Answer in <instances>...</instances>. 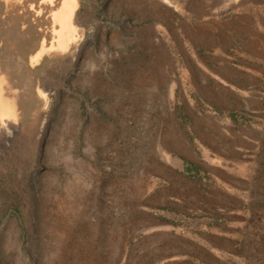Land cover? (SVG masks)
Listing matches in <instances>:
<instances>
[{
	"label": "rangeland",
	"instance_id": "rangeland-1",
	"mask_svg": "<svg viewBox=\"0 0 264 264\" xmlns=\"http://www.w3.org/2000/svg\"><path fill=\"white\" fill-rule=\"evenodd\" d=\"M40 1L10 12L43 17L3 62L0 264H264V0H80L85 44L32 68Z\"/></svg>",
	"mask_w": 264,
	"mask_h": 264
},
{
	"label": "bare ground",
	"instance_id": "bare-ground-1",
	"mask_svg": "<svg viewBox=\"0 0 264 264\" xmlns=\"http://www.w3.org/2000/svg\"><path fill=\"white\" fill-rule=\"evenodd\" d=\"M6 1L9 2V0ZM80 7V0H65L60 11L53 16L54 24L60 26L59 30H56V28H53L52 30L53 34L56 36V44L52 45L50 49H47L45 48L44 42L42 48L31 57V64L33 66L40 64L45 55H55L60 53L66 55L70 52L72 47L81 49L85 44L90 33L89 30H87V26L84 25V23L82 24L78 19ZM31 10H34V6H31ZM41 15L42 11L36 12L37 17H40ZM0 72H2L1 67ZM6 85L7 80L0 73V132H2V134H7L9 137H15L19 132V109L16 99L7 96V94L11 95V92L7 90ZM38 92L43 94L41 89H39ZM46 93L44 94L45 97L47 95Z\"/></svg>",
	"mask_w": 264,
	"mask_h": 264
},
{
	"label": "flooded vegetation",
	"instance_id": "flooded-vegetation-1",
	"mask_svg": "<svg viewBox=\"0 0 264 264\" xmlns=\"http://www.w3.org/2000/svg\"><path fill=\"white\" fill-rule=\"evenodd\" d=\"M52 1V2H51ZM55 1L56 0H41L40 1V5H48V6H54L55 5ZM13 2H14V0H13ZM64 2H65V0L63 1V3L61 4V6L56 10V11H52L51 12V19H52V24H53V26L55 25L54 24V19H53V16H54V14H56V13H58L59 11H60V9L62 8V6H63V4H64ZM21 0H17V2L15 3V5H13V8L11 9V11H13V12H15V11H17L18 10V6L19 5H21ZM31 6H34V4H31L30 5V7H29V10L27 11V12H25L24 10H22V11H20L19 12V14H18V16H22V18L23 19H26V14H31V13H33L34 12V14H35V16H36V12H40V11H42V9H38L37 8V6H34V10H31ZM81 8H82V3H81V7H80V9H79V11L81 10ZM11 11H9V16H8V21H9V43H8V45H9V57H11V59L13 58V54L16 56V55H22L23 56V51L24 50H22V47H21V44L22 43H25V42H28V41H30V40H33V39H36L37 37H35V35H33V33L35 32V30L37 29V27H39V23L41 22V19H42V17H43V11H42V15L40 16V17H36L37 19L36 20H33V26L32 27H27V25H26V23H22V26H20L19 24H15V23H13V20H12V18H15V17H13L11 14H10V12ZM78 14H79V12H78ZM12 22V23H11ZM18 25L21 27V29L22 30H24V33L27 35V37H26V39L25 40H21L16 34H15V32L14 31H16L17 29H18ZM53 26H52V28H53ZM56 30H59L60 29V26L59 25H56ZM53 30V29H52ZM52 30H51V33H52ZM41 32L43 31L42 29L40 30ZM35 34V33H34ZM52 41L50 42V44H47L48 43V41H47V39H46V37L44 38H42L41 39V41H40V46H39V48H38V50L35 52V53H33L31 56H30V58H29V65H30V67H32V68H35V67H37V66H39L40 64H38V65H36V66H33L32 64H31V57L32 56H34L38 51H39V49H41L42 48V46L44 45V42H45V48H47V49H50V47L52 46V45H54V44H56V36L52 33ZM72 51V49L70 50V52ZM69 52V53H70ZM54 54H52V55H45L44 57H43V60L46 58V57H50V58H54V56H53ZM56 57V56H55ZM42 60V61H43ZM41 61V62H42ZM7 64V63H6ZM9 66H10V64H9Z\"/></svg>",
	"mask_w": 264,
	"mask_h": 264
},
{
	"label": "crops",
	"instance_id": "crops-1",
	"mask_svg": "<svg viewBox=\"0 0 264 264\" xmlns=\"http://www.w3.org/2000/svg\"><path fill=\"white\" fill-rule=\"evenodd\" d=\"M17 2V0H9V2H7L6 0H0V67L2 68V72L1 75L4 76L7 80V90H9L11 92V95H15L16 94V90L13 88V84L12 83V78H10V75L7 73V71L5 70V65L3 64V62L5 60H10L11 57H9V21H8V16H9V11H11V9L13 8V5H15V3ZM202 2L204 3V9L211 12V11H227L230 9H234L236 8V6H241L244 3L252 5L251 0H202ZM260 3H257V6L259 7ZM232 9V10H233ZM6 72V73H5ZM11 74V73H10ZM9 76V78H8ZM9 79V80H8ZM12 86V87H11ZM11 88V89H9ZM11 95H8L9 98L11 97ZM13 98V97H11ZM14 99V98H13ZM17 103V101H16ZM18 106V104H17Z\"/></svg>",
	"mask_w": 264,
	"mask_h": 264
}]
</instances>
